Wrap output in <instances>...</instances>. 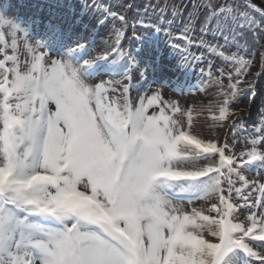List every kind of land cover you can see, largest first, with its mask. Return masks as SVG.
<instances>
[{
	"label": "snow or ice",
	"instance_id": "6c2138e0",
	"mask_svg": "<svg viewBox=\"0 0 264 264\" xmlns=\"http://www.w3.org/2000/svg\"><path fill=\"white\" fill-rule=\"evenodd\" d=\"M12 7L0 3V264H264V118L249 129L236 107L264 76V7L96 4L95 24L71 21L84 38L50 0L35 5L49 10L40 39ZM161 33L186 81L206 65L172 90L215 89L207 103L166 98L143 51Z\"/></svg>",
	"mask_w": 264,
	"mask_h": 264
},
{
	"label": "rangeland",
	"instance_id": "374dc122",
	"mask_svg": "<svg viewBox=\"0 0 264 264\" xmlns=\"http://www.w3.org/2000/svg\"><path fill=\"white\" fill-rule=\"evenodd\" d=\"M6 2H9V0H0V3ZM45 2H50V0H10V3L13 5L11 10L12 16L20 17L21 19L28 22L35 20L33 34L37 39L42 38L44 26L47 25L49 20V10L45 8L43 11H38L35 5L37 3L43 4ZM146 2L147 0H61V3L67 4L70 7L57 10L56 18L57 22L62 23L65 28H71L75 37L86 38L91 32V28L89 29L88 33L82 32L79 26L71 24V21L74 17L84 15V20L86 23L90 22L91 24H95L96 17L100 16V13L95 8L96 4L108 5L112 8L113 11L118 12L122 11L124 6L128 3H134L140 6ZM153 2H155V0H153ZM175 2L180 3L181 0H175ZM161 3H163V0H161ZM85 5H88L89 7L86 9ZM149 14L153 17V22H155L156 14L151 13V11ZM112 23L113 21L109 19L106 22V27L100 26V30L97 33V37L102 36L104 33H107L108 30L111 28ZM179 30L180 24L177 22L172 27L174 35L178 34ZM148 35H151V33H148ZM99 42L100 41L98 39V43ZM175 42L177 41H172L171 43ZM143 51L148 56L154 55L159 57V66L155 78L161 84L167 82L168 86L164 87V94L166 98L171 97L173 99H179L181 104L185 107L191 106L193 104L200 105L202 103H207L210 99L213 98V93L215 92V89H209L207 95L202 92H196L195 95L184 96H180L178 93L172 90L177 83L184 85L185 89L187 88V84L196 85L200 77V68L206 67V65H196L186 81L184 74L180 71L175 70V64L178 59V54H172V49L170 47L168 37L165 36L163 33H161L159 37L158 50L153 48L145 49ZM192 51L196 52L197 55L200 54V52L197 51V49L195 48H193ZM206 56L207 59L213 60L214 63H219V61L216 60L214 57L207 54ZM152 78L153 77L151 76L149 77V79ZM236 107H239L243 110L240 118L244 121V124L247 128L251 129L260 123L261 119L264 118V76H260L256 79L255 97L252 98L251 101L247 97H242ZM199 130L205 133H207L208 131L206 125H204L203 122H201ZM228 132L229 130L227 128L216 130V134L220 137L221 140L223 139L224 135Z\"/></svg>",
	"mask_w": 264,
	"mask_h": 264
},
{
	"label": "water",
	"instance_id": "95a60500",
	"mask_svg": "<svg viewBox=\"0 0 264 264\" xmlns=\"http://www.w3.org/2000/svg\"><path fill=\"white\" fill-rule=\"evenodd\" d=\"M254 2L260 6V7H264V0H254Z\"/></svg>",
	"mask_w": 264,
	"mask_h": 264
},
{
	"label": "trees",
	"instance_id": "16d2710c",
	"mask_svg": "<svg viewBox=\"0 0 264 264\" xmlns=\"http://www.w3.org/2000/svg\"><path fill=\"white\" fill-rule=\"evenodd\" d=\"M118 12H120V11H118ZM259 58V52H257V59Z\"/></svg>",
	"mask_w": 264,
	"mask_h": 264
},
{
	"label": "bare ground",
	"instance_id": "6f19581e",
	"mask_svg": "<svg viewBox=\"0 0 264 264\" xmlns=\"http://www.w3.org/2000/svg\"><path fill=\"white\" fill-rule=\"evenodd\" d=\"M107 33H104L102 36H105Z\"/></svg>",
	"mask_w": 264,
	"mask_h": 264
}]
</instances>
